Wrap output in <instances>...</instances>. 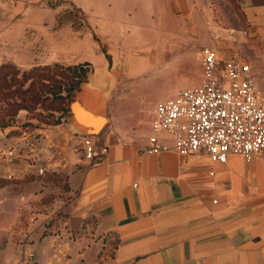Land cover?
Instances as JSON below:
<instances>
[{
  "label": "crops",
  "instance_id": "obj_1",
  "mask_svg": "<svg viewBox=\"0 0 264 264\" xmlns=\"http://www.w3.org/2000/svg\"><path fill=\"white\" fill-rule=\"evenodd\" d=\"M188 6L181 0L173 4ZM245 13L249 26L264 33V0H249ZM88 91L100 110L105 89L91 82ZM18 129H0V179L29 180L44 189L41 176L49 170L66 173L72 216L81 226L93 219L97 237L116 241L114 258L103 264H264L263 156L248 162L230 155L226 163H213L205 153L177 154L168 136H161L160 152L149 153V136L122 140L106 128L94 137L106 154L89 161L70 115L53 128L12 136ZM6 191L0 189V213ZM15 233L0 227V264H29L28 254L32 264H86L82 239L50 242L40 230L34 233L36 248L26 250L14 242Z\"/></svg>",
  "mask_w": 264,
  "mask_h": 264
},
{
  "label": "rangeland",
  "instance_id": "obj_2",
  "mask_svg": "<svg viewBox=\"0 0 264 264\" xmlns=\"http://www.w3.org/2000/svg\"><path fill=\"white\" fill-rule=\"evenodd\" d=\"M176 1L0 0V66L11 64L26 71L52 62L88 65L93 71L90 82L105 89L106 128L116 138L134 142L149 136L158 102L198 85L206 48L248 62L264 96V33H256L247 23L249 0H181L190 5L187 9L173 7ZM230 29L247 34L232 39L226 32ZM14 121L19 129L12 136L33 131L23 128L29 121L25 111ZM41 177L44 189L29 185V180L0 179L7 187L0 227L15 231L14 242L26 250L36 248L34 233L43 230L50 242L85 241L86 264L112 261L114 238L97 237L93 219L81 226L72 216L67 174L49 170ZM14 198L20 203H10ZM93 241L99 248H91ZM29 261L32 264L33 259Z\"/></svg>",
  "mask_w": 264,
  "mask_h": 264
},
{
  "label": "built area",
  "instance_id": "obj_3",
  "mask_svg": "<svg viewBox=\"0 0 264 264\" xmlns=\"http://www.w3.org/2000/svg\"><path fill=\"white\" fill-rule=\"evenodd\" d=\"M229 37L247 32L226 30ZM198 85L178 90L171 99L160 101L152 112L149 153L161 151V136L171 139L181 156L205 153L213 163H226L230 155L246 161L264 157V96L248 62L223 56L215 48L201 55ZM83 157L92 161L107 152L94 136L77 134ZM12 151L9 156H12ZM33 257V254H28Z\"/></svg>",
  "mask_w": 264,
  "mask_h": 264
},
{
  "label": "trees",
  "instance_id": "obj_4",
  "mask_svg": "<svg viewBox=\"0 0 264 264\" xmlns=\"http://www.w3.org/2000/svg\"><path fill=\"white\" fill-rule=\"evenodd\" d=\"M86 67L88 65L55 63L21 71L11 64L0 66V129L13 126L14 118L21 111H25L29 119L23 124L24 130L61 125L70 115L69 105L74 93L93 73ZM42 110L55 113L43 116L39 112ZM56 113L58 117L54 116ZM33 120L37 121L36 126L31 122ZM3 187L0 184V189Z\"/></svg>",
  "mask_w": 264,
  "mask_h": 264
},
{
  "label": "water",
  "instance_id": "obj_5",
  "mask_svg": "<svg viewBox=\"0 0 264 264\" xmlns=\"http://www.w3.org/2000/svg\"><path fill=\"white\" fill-rule=\"evenodd\" d=\"M92 75V74H91ZM91 77V76H90ZM90 77L87 83H84L81 85L80 89L77 90L74 95H73V100L69 105V111H70V123L72 125H74L79 132H77V134L80 135H85V136H99L102 132H104V130L106 129L107 125H106V121L108 120V116L107 113L104 111L105 109V104L104 102L101 104H99L100 106V112H101V120L100 122H97L95 124H92L91 126H85L81 119L78 117V115L80 113H82L84 110H82V108L79 106V103L81 102L82 99H84L85 97L90 98V93L88 91V87H89V83L90 82ZM94 100H92V98H90L89 105H93L94 107H96L98 105L97 99L93 98ZM88 131L91 132H95L98 131V133H88Z\"/></svg>",
  "mask_w": 264,
  "mask_h": 264
},
{
  "label": "bare ground",
  "instance_id": "obj_6",
  "mask_svg": "<svg viewBox=\"0 0 264 264\" xmlns=\"http://www.w3.org/2000/svg\"><path fill=\"white\" fill-rule=\"evenodd\" d=\"M89 102H90V98L85 97L84 99L81 100V102L79 103V106L82 108L83 105L87 106ZM90 107L91 108L88 107V109H85V111H83L84 113H80L78 115V117L81 119L82 123L86 127L87 126L89 127L92 124L100 122L101 120V112L95 107H92V106ZM88 133H98V131H95V132L88 131Z\"/></svg>",
  "mask_w": 264,
  "mask_h": 264
}]
</instances>
